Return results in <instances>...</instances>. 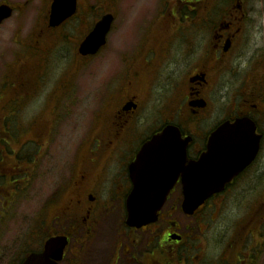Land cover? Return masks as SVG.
Listing matches in <instances>:
<instances>
[{
  "label": "flooded vegetation",
  "instance_id": "1",
  "mask_svg": "<svg viewBox=\"0 0 264 264\" xmlns=\"http://www.w3.org/2000/svg\"><path fill=\"white\" fill-rule=\"evenodd\" d=\"M135 2L87 3L84 11L97 12L86 34L104 14L114 17L106 43L94 54L70 52L75 55L70 59L75 73L86 69V93H91V98L82 102L86 103V111L80 110V116L86 117V139L72 152L66 182L49 199L48 221L52 226L47 234L68 238L59 264H83L82 253L90 243V264L100 263L91 238L99 217L107 214L113 203L119 212L118 223L126 245L119 241L117 253L105 264H170L178 258L174 248L186 243L189 231L187 235L180 233L170 219L175 209L181 211L186 172L170 173L174 183L156 222L140 228L125 223V202L133 186L130 165L143 144L154 138L157 140L150 157L164 158V151L158 148L164 142L161 134L169 126L176 127L180 134L176 139L178 153L173 156L177 162H172L179 169L202 156H221L207 150L211 135L224 122L248 118L256 126L255 134L260 136L254 160L189 217L198 215L210 200L223 199L258 172L264 147V61L243 58L241 50L247 43L243 1ZM115 4L125 16L117 28ZM79 7L77 0L76 13ZM49 29L45 18L38 39L32 44L42 54L39 69L47 61L43 56L49 53L44 36ZM71 82L53 87L54 96L43 104L49 107L52 119H59L62 106L80 103L75 97L79 93L77 87ZM39 122L33 119L19 133L31 132L30 141L40 150L52 130L50 125ZM13 134L9 132L10 137ZM226 147L221 145L218 150ZM260 177L264 180V172ZM11 191L10 187L9 196ZM259 199H264V189L254 198ZM161 222L164 225L159 227ZM144 231L149 235L143 243L140 233ZM175 235L180 239H174Z\"/></svg>",
  "mask_w": 264,
  "mask_h": 264
},
{
  "label": "rangeland",
  "instance_id": "2",
  "mask_svg": "<svg viewBox=\"0 0 264 264\" xmlns=\"http://www.w3.org/2000/svg\"><path fill=\"white\" fill-rule=\"evenodd\" d=\"M104 1L80 0L78 13L63 29L55 30L54 36L46 31L44 37L47 48L56 39L61 41L48 49L50 57L47 67L40 75L37 59L39 52L33 51L32 44L38 39L40 28L47 17V0H0L15 6L12 16L0 24V119L5 115V123L0 128L8 126V130H14L18 126L26 130L29 123L37 119L41 125H50L52 130L40 150H37V145L27 142L33 139L31 132L22 136L19 134L18 138H10L6 133L0 134L1 139L6 136L8 141L1 144V147L10 151L12 156L11 160H6L1 154L3 158L0 162L6 173L10 172L12 175L15 172V169H11L12 166H20L21 162H24L26 169L18 170L24 173L21 182L25 184L23 189L19 183L15 185V189L10 186V196L5 189H0V264H15L22 255L37 247L43 235H46L45 223H50V196L66 182L71 155L86 139V117L84 114L83 117L80 116V110L86 111V103L82 102L91 98V93H86L87 78L83 73L86 69L75 73V64L70 60V47L75 46L97 12L96 9L84 11L88 7L87 3L98 4ZM131 1L133 3L134 0ZM212 1L223 3L229 0ZM241 1L247 15V20L243 23L247 42L241 50L243 58L257 57L259 61H264V0ZM114 7L118 9L114 21L117 28L125 16L117 4ZM112 38L113 35H110V42ZM66 47L67 49L62 50ZM69 65L72 66L67 68ZM70 82L76 85L79 93L75 97L81 104L62 106L59 119H52L48 108L42 110L44 101L54 96L53 87H61ZM28 84L29 93H25ZM13 106L15 107L11 109ZM257 166L258 172L238 189L230 190L223 199L210 200L195 217H189L179 209L172 212L170 220L178 225L180 233L187 235L189 231V238H186V243L175 246L174 256L178 258H174L170 264H254V255H257L256 264H264V238L260 235L264 230L262 225L258 226L254 235L251 231L243 233L239 245L234 241L243 229L247 213L264 204V199L254 200L264 189V180L260 177L261 172H264V147ZM15 192L20 195L13 200ZM114 204L107 214L99 217L91 238L97 246L94 253L101 259L99 264L107 263L117 253L115 251L119 241L126 245L118 223L119 212ZM163 225L161 222L159 227ZM140 235L141 239L144 238V243L149 233L144 231ZM90 246L91 243L82 253L83 264H90ZM259 248L263 249L262 252H258Z\"/></svg>",
  "mask_w": 264,
  "mask_h": 264
},
{
  "label": "water",
  "instance_id": "3",
  "mask_svg": "<svg viewBox=\"0 0 264 264\" xmlns=\"http://www.w3.org/2000/svg\"><path fill=\"white\" fill-rule=\"evenodd\" d=\"M76 2L77 0H52L49 12V25L57 26L73 15L76 10ZM11 14L12 8L8 4H0V23L9 18ZM112 19V14H106L95 24L92 31L85 36L79 45V52L81 54L86 55L94 53L105 43V35L110 28ZM171 129L172 128H167L165 131ZM235 129H243L240 122L235 125L225 124L219 127L217 131ZM252 130L254 131V127L251 129V132ZM223 136L222 134H217L215 137ZM164 137L175 139L177 134H169V136ZM231 138L234 139V142L230 144L233 147V151L229 152L225 160L218 161L219 166L212 170L214 173L209 174L207 171H203L195 175L192 181H185V199L182 202V210L185 214H193L195 209H197L208 196L222 189L224 184L229 181L232 176L242 170L255 156L259 147L258 136L248 134L245 137L237 136ZM222 139H228V137ZM240 139H250V141L240 142ZM151 144V142L147 143L143 147V151L147 150ZM174 145L175 143H173L172 146ZM241 147H245L246 149L243 148L244 151H242ZM240 156L243 157L241 158ZM202 161L203 160H200L198 165H200ZM139 162H141V159H137L132 164L131 171L135 166L136 168L139 167ZM168 172L169 170L167 169H161L155 166L150 169L149 167L144 176L151 186L142 185L139 178L133 179L134 186L126 201V223L129 226L140 227L154 222L157 219V213L163 205L166 194L173 182L171 177L169 179ZM173 238L179 239L178 236H174ZM65 243V237H50L46 240L45 248L41 253L30 254L21 264H57L55 260L61 258Z\"/></svg>",
  "mask_w": 264,
  "mask_h": 264
},
{
  "label": "trees",
  "instance_id": "4",
  "mask_svg": "<svg viewBox=\"0 0 264 264\" xmlns=\"http://www.w3.org/2000/svg\"><path fill=\"white\" fill-rule=\"evenodd\" d=\"M4 116L5 115L3 114L1 119H0V127H1L2 123L3 124L5 123L4 119H3ZM5 130H4V128H2V129L0 128V134L1 133H5ZM14 137L18 138V136H14ZM0 139H1V137H0ZM4 143L6 144L5 136L2 137V139L0 140V159H2L3 156H4L6 158V160H10L9 156L11 155V152L10 151H5V149L3 147H1V144H4ZM23 163L24 162H21L20 166H16L15 167V172L11 175L10 172L6 173V171L4 170V168H3V166H2V164L0 162V188H3L7 192H9L10 186H13V188L15 189V185L18 184V183L23 188L22 184H24V183H21V182H23L22 180L24 179V177H23L24 173L23 172L22 173H17L18 170L25 169L23 167ZM263 217H264V204H262L258 209L252 210V211L247 213V217H246V221H245V224L243 226V229L239 233L240 235H237V237H235V239H234V241L237 242L236 245H239L243 233H247L248 231H251V234L254 235V233H257V231H258V226L262 225V227H264ZM260 235H261V237L264 238V230L261 231ZM263 242H264V239H263ZM262 250H263L262 248H259L258 252H262ZM253 259H254V261H253L254 264H256L257 255L256 256L254 255Z\"/></svg>",
  "mask_w": 264,
  "mask_h": 264
},
{
  "label": "bare ground",
  "instance_id": "5",
  "mask_svg": "<svg viewBox=\"0 0 264 264\" xmlns=\"http://www.w3.org/2000/svg\"><path fill=\"white\" fill-rule=\"evenodd\" d=\"M86 88V87H85Z\"/></svg>",
  "mask_w": 264,
  "mask_h": 264
}]
</instances>
